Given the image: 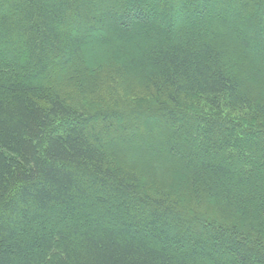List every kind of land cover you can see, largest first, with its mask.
I'll return each mask as SVG.
<instances>
[{"label": "trees", "instance_id": "1", "mask_svg": "<svg viewBox=\"0 0 264 264\" xmlns=\"http://www.w3.org/2000/svg\"><path fill=\"white\" fill-rule=\"evenodd\" d=\"M88 47L156 103L161 155L64 98L99 87ZM0 264H264V0H0Z\"/></svg>", "mask_w": 264, "mask_h": 264}, {"label": "rangeland", "instance_id": "2", "mask_svg": "<svg viewBox=\"0 0 264 264\" xmlns=\"http://www.w3.org/2000/svg\"><path fill=\"white\" fill-rule=\"evenodd\" d=\"M248 35H252L251 32H249ZM111 53L112 50L109 49H106L102 52H97L94 51L93 48L88 47L86 48V53H84L83 60H87V62H89L91 70L95 71L98 69L100 72H97V74L103 75L104 68L101 67H105L107 62L108 64L110 63L109 56ZM107 72H105V75H107ZM129 72L130 74L128 72L124 74L127 76H124L123 73H120L124 78L117 79L116 81L114 80V83L112 84H110L111 82H109V79L105 78L104 75L103 77L97 76L95 83L93 82L92 84L93 86L94 84H98L99 87L87 88V90L94 89V91H91L90 93H87L84 89L85 86H89V83L85 85V82L72 85L71 87H61L60 91L67 101H75V103L79 104L83 111L89 115L111 114L109 116H101V120L103 119L102 122L104 121L103 125L100 123L99 117V119L95 118L93 121H91V124L95 127L96 134L99 135L100 138L104 139L105 143H110L112 148L126 150L125 147H129L130 149H128L131 150V152L134 151L136 156H139V154L144 156V154H146L145 148L147 147H152L155 152L159 153V146L162 144V140L165 138V135H163L165 131L163 128L165 127L164 123L162 122L163 119H161V117L159 118L154 116L158 108L156 103H153L149 96L144 95L141 88L135 84L136 82L133 81V78L135 80V72ZM69 73L70 70L68 71V69L58 73L56 72L54 73L53 79L59 81L61 84H65L67 80L66 76ZM89 78V80L92 79L91 77ZM180 107H182V113H186L187 115L191 114L193 116H198L201 115V113H213L207 109H204L202 104L199 105L191 102H182ZM121 112L124 113L121 114ZM113 115L117 116V119H112L111 116ZM181 117L187 121L185 116L182 115ZM164 120H166V118H164ZM67 122L68 120L65 119L56 122L52 131L59 132L62 127L61 125L64 126ZM100 124L103 127H110L105 132V134L98 133ZM133 135L137 136V140L130 138ZM151 137L156 140L155 143L149 142L153 140ZM126 153L131 154L128 152V150L123 154ZM127 154L125 156H127ZM143 160L144 168H149L148 170L156 171L154 167H151V162L149 160L146 158ZM158 160H160L158 161L160 162L159 165H156L158 168L164 169L166 166V170H168L170 173L177 172V165L169 164V160H167L166 157H161ZM169 165H172V168Z\"/></svg>", "mask_w": 264, "mask_h": 264}]
</instances>
